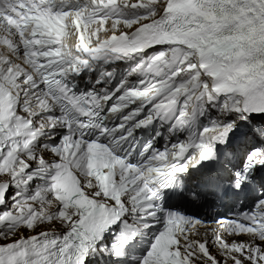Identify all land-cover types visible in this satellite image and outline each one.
Wrapping results in <instances>:
<instances>
[{
  "label": "snow or ice",
  "instance_id": "6c2138e0",
  "mask_svg": "<svg viewBox=\"0 0 264 264\" xmlns=\"http://www.w3.org/2000/svg\"><path fill=\"white\" fill-rule=\"evenodd\" d=\"M0 264H264V0H0Z\"/></svg>",
  "mask_w": 264,
  "mask_h": 264
}]
</instances>
